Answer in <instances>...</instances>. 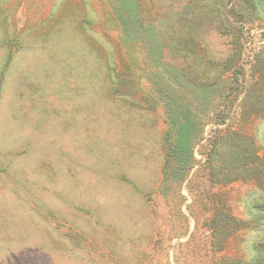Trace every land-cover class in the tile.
<instances>
[{"label": "rangeland", "instance_id": "1", "mask_svg": "<svg viewBox=\"0 0 264 264\" xmlns=\"http://www.w3.org/2000/svg\"><path fill=\"white\" fill-rule=\"evenodd\" d=\"M264 0H0V264H264Z\"/></svg>", "mask_w": 264, "mask_h": 264}, {"label": "trees", "instance_id": "2", "mask_svg": "<svg viewBox=\"0 0 264 264\" xmlns=\"http://www.w3.org/2000/svg\"><path fill=\"white\" fill-rule=\"evenodd\" d=\"M262 187L264 188V183H263V186Z\"/></svg>", "mask_w": 264, "mask_h": 264}]
</instances>
